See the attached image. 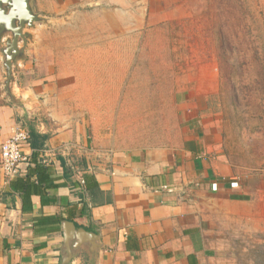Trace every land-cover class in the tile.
<instances>
[{
	"label": "crops",
	"instance_id": "1",
	"mask_svg": "<svg viewBox=\"0 0 264 264\" xmlns=\"http://www.w3.org/2000/svg\"><path fill=\"white\" fill-rule=\"evenodd\" d=\"M176 1L30 0L40 21L23 31L8 87L12 35L0 36V150L16 125L30 134L20 172L7 178L0 165V264H60L66 222L97 236V249L88 241L71 264H228L227 227L261 230L264 176L238 175L224 154L212 71L207 90L181 98V133L166 146L111 149L66 104L74 45L64 37L75 20L94 21L98 34L120 21L146 30L170 19Z\"/></svg>",
	"mask_w": 264,
	"mask_h": 264
},
{
	"label": "rangeland",
	"instance_id": "2",
	"mask_svg": "<svg viewBox=\"0 0 264 264\" xmlns=\"http://www.w3.org/2000/svg\"><path fill=\"white\" fill-rule=\"evenodd\" d=\"M174 4L170 19L146 30L120 21L98 34L88 31L94 21L75 20L64 37L74 45L62 73L66 104L111 149L166 146L181 133V98L207 90L212 71L224 154L238 175L264 176V0ZM64 38L59 26L56 41ZM227 231L228 264H264V225Z\"/></svg>",
	"mask_w": 264,
	"mask_h": 264
},
{
	"label": "water",
	"instance_id": "3",
	"mask_svg": "<svg viewBox=\"0 0 264 264\" xmlns=\"http://www.w3.org/2000/svg\"><path fill=\"white\" fill-rule=\"evenodd\" d=\"M38 21H40V18L33 14L30 0H0V36L5 33L12 35L4 51L7 87L13 78V62L23 54V50L18 48V44L22 41L26 45L29 38L28 34L23 31L27 27H33L34 23ZM64 232L65 239L60 264H71L74 256L78 254L82 247H85L88 241L93 242V249H97L95 245L97 242L96 235L88 233L84 229H77L72 223L68 222L64 225Z\"/></svg>",
	"mask_w": 264,
	"mask_h": 264
},
{
	"label": "built area",
	"instance_id": "4",
	"mask_svg": "<svg viewBox=\"0 0 264 264\" xmlns=\"http://www.w3.org/2000/svg\"><path fill=\"white\" fill-rule=\"evenodd\" d=\"M30 134L23 124H18L13 129L12 135L1 145L0 165L7 178L15 177L27 162L23 148L29 142ZM217 189V185L213 186Z\"/></svg>",
	"mask_w": 264,
	"mask_h": 264
},
{
	"label": "trees",
	"instance_id": "5",
	"mask_svg": "<svg viewBox=\"0 0 264 264\" xmlns=\"http://www.w3.org/2000/svg\"><path fill=\"white\" fill-rule=\"evenodd\" d=\"M34 170L38 171V173L44 172V167L41 163L35 164V167L33 168ZM41 171V172H40Z\"/></svg>",
	"mask_w": 264,
	"mask_h": 264
}]
</instances>
